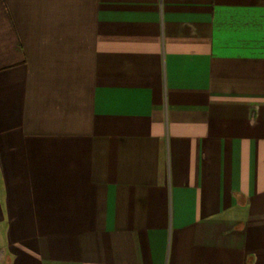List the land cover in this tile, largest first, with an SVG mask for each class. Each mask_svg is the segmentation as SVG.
<instances>
[{"label": "crops", "instance_id": "crops-1", "mask_svg": "<svg viewBox=\"0 0 264 264\" xmlns=\"http://www.w3.org/2000/svg\"><path fill=\"white\" fill-rule=\"evenodd\" d=\"M0 264H264V0H0Z\"/></svg>", "mask_w": 264, "mask_h": 264}]
</instances>
